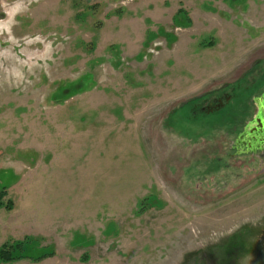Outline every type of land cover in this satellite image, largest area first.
Wrapping results in <instances>:
<instances>
[{"label":"rangeland","instance_id":"rangeland-1","mask_svg":"<svg viewBox=\"0 0 264 264\" xmlns=\"http://www.w3.org/2000/svg\"><path fill=\"white\" fill-rule=\"evenodd\" d=\"M15 19L0 246L28 257L0 264H264V0H33Z\"/></svg>","mask_w":264,"mask_h":264},{"label":"clouds","instance_id":"clouds-1","mask_svg":"<svg viewBox=\"0 0 264 264\" xmlns=\"http://www.w3.org/2000/svg\"><path fill=\"white\" fill-rule=\"evenodd\" d=\"M33 0H0V9L3 10V18H0V36L8 34L9 39L12 37V29L17 24L16 16L26 12ZM38 39V37L36 38Z\"/></svg>","mask_w":264,"mask_h":264},{"label":"trees","instance_id":"trees-1","mask_svg":"<svg viewBox=\"0 0 264 264\" xmlns=\"http://www.w3.org/2000/svg\"><path fill=\"white\" fill-rule=\"evenodd\" d=\"M6 206L7 208L11 207V205L9 204H7ZM50 250V248H46L45 250H43V252L37 254L36 257H33V260L37 261L44 259L51 253ZM24 257H28V254L25 250L23 241H16L13 243L5 242L0 246V259L4 262H10Z\"/></svg>","mask_w":264,"mask_h":264},{"label":"flooded vegetation","instance_id":"flooded-vegetation-1","mask_svg":"<svg viewBox=\"0 0 264 264\" xmlns=\"http://www.w3.org/2000/svg\"><path fill=\"white\" fill-rule=\"evenodd\" d=\"M241 86V85H240ZM263 98H264V95L261 97V99L263 100ZM262 104H264V100L262 101V103L260 104L261 106H260V113L261 114H263L262 112H263V107H264V105L262 106ZM260 114V115H261ZM259 115V118L260 117H262V116H260ZM263 118V117H262ZM257 120H259V119H257ZM258 131H259V133L260 134H255L256 136H254V138L253 139H251L252 140V142H255V140H264V132L262 131V132H260V129H258ZM252 135H253V133L251 132V133H249V137H252ZM262 143H264V142H262ZM251 145L252 146H256V145H258V143H255V144H253V143H251ZM256 149V148H255Z\"/></svg>","mask_w":264,"mask_h":264}]
</instances>
